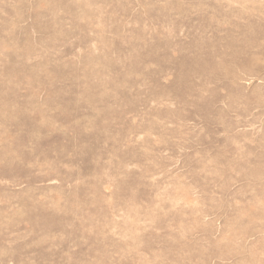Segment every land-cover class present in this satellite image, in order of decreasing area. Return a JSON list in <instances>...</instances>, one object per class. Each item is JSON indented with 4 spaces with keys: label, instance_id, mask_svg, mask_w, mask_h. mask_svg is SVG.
<instances>
[{
    "label": "rangeland",
    "instance_id": "1",
    "mask_svg": "<svg viewBox=\"0 0 264 264\" xmlns=\"http://www.w3.org/2000/svg\"><path fill=\"white\" fill-rule=\"evenodd\" d=\"M0 264H264V0H0Z\"/></svg>",
    "mask_w": 264,
    "mask_h": 264
}]
</instances>
